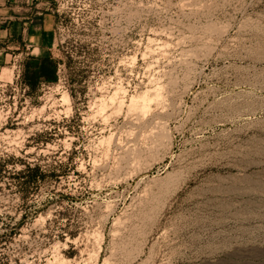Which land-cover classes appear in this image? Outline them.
Instances as JSON below:
<instances>
[{
  "label": "rangeland",
  "instance_id": "374dc122",
  "mask_svg": "<svg viewBox=\"0 0 264 264\" xmlns=\"http://www.w3.org/2000/svg\"><path fill=\"white\" fill-rule=\"evenodd\" d=\"M48 6L0 12V264H264V0Z\"/></svg>",
  "mask_w": 264,
  "mask_h": 264
},
{
  "label": "crops",
  "instance_id": "0c3cea01",
  "mask_svg": "<svg viewBox=\"0 0 264 264\" xmlns=\"http://www.w3.org/2000/svg\"><path fill=\"white\" fill-rule=\"evenodd\" d=\"M49 0H0V12L10 13L16 19H20L17 14L20 9H33L31 14H27L26 20L22 21L25 26L22 31L25 34L29 31L31 34L32 46L44 50L55 45V39L52 36L55 15L48 6ZM14 18V17H13ZM11 24V20L9 21ZM10 26H7V29ZM35 56H47L39 55Z\"/></svg>",
  "mask_w": 264,
  "mask_h": 264
},
{
  "label": "trees",
  "instance_id": "16d2710c",
  "mask_svg": "<svg viewBox=\"0 0 264 264\" xmlns=\"http://www.w3.org/2000/svg\"><path fill=\"white\" fill-rule=\"evenodd\" d=\"M57 67L52 56H29L24 68L25 83L34 88L42 79L54 81L57 79Z\"/></svg>",
  "mask_w": 264,
  "mask_h": 264
},
{
  "label": "bare ground",
  "instance_id": "6f19581e",
  "mask_svg": "<svg viewBox=\"0 0 264 264\" xmlns=\"http://www.w3.org/2000/svg\"><path fill=\"white\" fill-rule=\"evenodd\" d=\"M259 110V109H258ZM244 119V118H243ZM260 120V119H259ZM264 129V128H263ZM263 129H262V131H263ZM246 130V129H245ZM261 133V132H260ZM255 136V135H254ZM255 138V137H254ZM261 138V137H260ZM264 139V138H263ZM251 141V140H250ZM256 141V140H255ZM264 141V140H263ZM262 141V142H263ZM253 143V142H252ZM251 143V144H252ZM248 144H250V143H248ZM251 146V145H250ZM248 147H249V145H248ZM257 147H259V146H257ZM261 147H262V145H261ZM247 149V148H246ZM263 149H264V147H263ZM250 150V149H249ZM231 151H233V150H231ZM264 150H262V152H263ZM230 154V153H229ZM240 155V154H239ZM242 155V154H241ZM257 155V154H256ZM243 162V161H242ZM246 162H249V160L248 161H246ZM252 162V161H251ZM217 163V162H216ZM254 164V163H253ZM255 164H256V162H255ZM240 165V164H239ZM252 166V165H251ZM243 167V166H242ZM241 166H240V168H242ZM245 167V166H244ZM238 168V167H237ZM264 171V170H263ZM241 172V171H240ZM253 172V171H252ZM223 173V172H222ZM254 173V172H253ZM237 174H238V172H237ZM222 175V174H221ZM244 174L242 173V176H243ZM248 174H245L243 177H246ZM258 175H260V174H258ZM215 176V175H214ZM232 176V175H231ZM249 176V175H248ZM230 177V176H229ZM241 177V176H240ZM224 178V177H223ZM232 178V177H231ZM237 178H238V176H237ZM236 178V179H237ZM252 178V177H251ZM251 178H249V179H251ZM245 179V178H244ZM262 179V178H261ZM222 180V179H221ZM226 180V179H225ZM247 180V179H246ZM240 181V180H239ZM242 181V180H241ZM244 181V180H243ZM253 181V180H252ZM226 182V181H225ZM236 182V181H235ZM246 182V181H245ZM255 182H256V180H255ZM254 182V183H255ZM263 182V181H262ZM217 183V182H216ZM243 183V182H242ZM252 184V183H251ZM256 184V183H255ZM260 184V183H259ZM232 186V185H231ZM258 186V185H257ZM238 188H239V186H238ZM241 188H242V186H241ZM240 188V189H241ZM211 189V188H210ZM228 189V188H227ZM244 189V188H243ZM256 189V188H255ZM259 189V188H258ZM231 190V189H230ZM220 191V190H219ZM241 191V190H240ZM243 191V190H242ZM235 192V191H234ZM237 192V191H236ZM242 194V193H241Z\"/></svg>",
  "mask_w": 264,
  "mask_h": 264
}]
</instances>
